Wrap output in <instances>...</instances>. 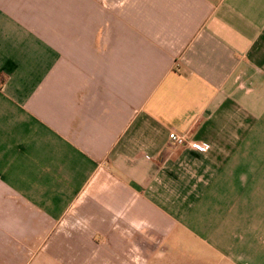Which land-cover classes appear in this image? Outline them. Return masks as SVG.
<instances>
[{
    "label": "crops",
    "instance_id": "obj_1",
    "mask_svg": "<svg viewBox=\"0 0 264 264\" xmlns=\"http://www.w3.org/2000/svg\"><path fill=\"white\" fill-rule=\"evenodd\" d=\"M210 254L264 264V0H0V264Z\"/></svg>",
    "mask_w": 264,
    "mask_h": 264
},
{
    "label": "built area",
    "instance_id": "obj_2",
    "mask_svg": "<svg viewBox=\"0 0 264 264\" xmlns=\"http://www.w3.org/2000/svg\"><path fill=\"white\" fill-rule=\"evenodd\" d=\"M168 138L170 140L171 145L175 147L186 145L196 152H204L207 148L206 145H203L200 142L189 139L185 134H177L171 132L168 134Z\"/></svg>",
    "mask_w": 264,
    "mask_h": 264
},
{
    "label": "rangeland",
    "instance_id": "obj_3",
    "mask_svg": "<svg viewBox=\"0 0 264 264\" xmlns=\"http://www.w3.org/2000/svg\"><path fill=\"white\" fill-rule=\"evenodd\" d=\"M210 256H212V255L210 254ZM212 258H213V260L208 261V259H205V261H202L201 257L199 256L198 264H222V258L221 257H219L217 255H213Z\"/></svg>",
    "mask_w": 264,
    "mask_h": 264
}]
</instances>
